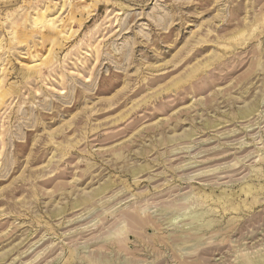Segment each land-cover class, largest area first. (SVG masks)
Wrapping results in <instances>:
<instances>
[{"label":"rangeland","instance_id":"374dc122","mask_svg":"<svg viewBox=\"0 0 264 264\" xmlns=\"http://www.w3.org/2000/svg\"><path fill=\"white\" fill-rule=\"evenodd\" d=\"M0 264H264V0H0Z\"/></svg>","mask_w":264,"mask_h":264},{"label":"bare ground","instance_id":"6f19581e","mask_svg":"<svg viewBox=\"0 0 264 264\" xmlns=\"http://www.w3.org/2000/svg\"><path fill=\"white\" fill-rule=\"evenodd\" d=\"M1 82H2V81H0V88L3 86Z\"/></svg>","mask_w":264,"mask_h":264}]
</instances>
